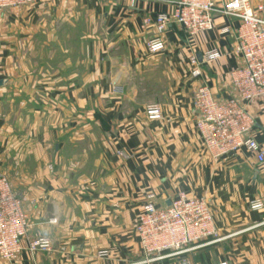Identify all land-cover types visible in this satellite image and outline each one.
<instances>
[{
	"label": "crops",
	"instance_id": "0c3cea01",
	"mask_svg": "<svg viewBox=\"0 0 264 264\" xmlns=\"http://www.w3.org/2000/svg\"><path fill=\"white\" fill-rule=\"evenodd\" d=\"M175 1L0 9V170L24 196L31 223L23 253L0 264L133 262L143 256L136 224L145 205L170 204L180 192L205 198L227 238L156 264H264V209L250 208L264 199V162L245 148L214 158L193 115L202 84L221 99L238 97L230 73L244 60L232 50L235 34L222 31L240 21L217 14L216 27L197 35L173 24L167 49L152 55L157 30L144 19L171 13ZM212 49L222 58L205 59ZM154 104L164 119L148 118ZM249 111L264 147V101ZM42 235L52 249L32 254L29 242Z\"/></svg>",
	"mask_w": 264,
	"mask_h": 264
},
{
	"label": "built area",
	"instance_id": "2783aa9c",
	"mask_svg": "<svg viewBox=\"0 0 264 264\" xmlns=\"http://www.w3.org/2000/svg\"><path fill=\"white\" fill-rule=\"evenodd\" d=\"M37 0H0V9H14L32 5ZM171 13L147 16L145 26H155L157 34L148 42L150 54L167 49L163 35L173 24L182 26L188 34L197 35L216 27V16L222 14L239 19L237 29H223V34L236 36L232 50L244 60L243 65L231 71V81L237 98L221 99L208 84L199 86L193 96V115L205 148L214 158L247 149L264 162V147L255 138L257 126L249 106L264 101V4L254 6L252 0H229L219 5L216 0H176ZM218 49L208 50L204 58L215 61L222 58ZM192 61L197 63V57ZM194 75H200L197 67ZM150 120L164 119L159 104L148 106ZM252 210L264 209V199L251 202ZM31 226L25 210V198L13 186L9 175L0 170V257L12 261L24 251L23 240ZM136 229L143 256L127 264H156L219 242L221 236L215 226L210 203L205 198L191 197L180 192L170 204L158 206L152 202L144 207ZM52 249V240L42 235L29 242L32 254ZM101 251L99 256H107ZM220 264H229L228 261Z\"/></svg>",
	"mask_w": 264,
	"mask_h": 264
},
{
	"label": "rangeland",
	"instance_id": "374dc122",
	"mask_svg": "<svg viewBox=\"0 0 264 264\" xmlns=\"http://www.w3.org/2000/svg\"><path fill=\"white\" fill-rule=\"evenodd\" d=\"M17 260V259H16ZM9 261V260H8ZM12 261H15V260H12Z\"/></svg>",
	"mask_w": 264,
	"mask_h": 264
},
{
	"label": "water",
	"instance_id": "95a60500",
	"mask_svg": "<svg viewBox=\"0 0 264 264\" xmlns=\"http://www.w3.org/2000/svg\"><path fill=\"white\" fill-rule=\"evenodd\" d=\"M199 56H201V55H199ZM1 83H3V82H1Z\"/></svg>",
	"mask_w": 264,
	"mask_h": 264
}]
</instances>
